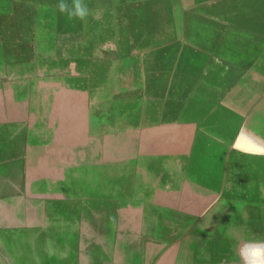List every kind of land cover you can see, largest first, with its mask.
<instances>
[{"label": "crops", "instance_id": "1", "mask_svg": "<svg viewBox=\"0 0 264 264\" xmlns=\"http://www.w3.org/2000/svg\"><path fill=\"white\" fill-rule=\"evenodd\" d=\"M59 2L0 0V264H264V0Z\"/></svg>", "mask_w": 264, "mask_h": 264}, {"label": "rangeland", "instance_id": "2", "mask_svg": "<svg viewBox=\"0 0 264 264\" xmlns=\"http://www.w3.org/2000/svg\"><path fill=\"white\" fill-rule=\"evenodd\" d=\"M89 72L91 74V80L93 83L99 84V82H101L103 79H107L108 85L111 86H114L116 83V74L118 73V71H89ZM85 75L87 74L85 73ZM82 77H83L82 71H43L42 83L44 86L46 85L51 86L52 84L56 85L57 89L59 90L58 94L61 95V98L64 97L70 98L69 97L70 92L68 88V84H70V80L79 79ZM77 98H82V97L81 96L79 97L76 94H74L71 97V99L74 100H76ZM95 98L96 97H94V99Z\"/></svg>", "mask_w": 264, "mask_h": 264}, {"label": "clouds", "instance_id": "3", "mask_svg": "<svg viewBox=\"0 0 264 264\" xmlns=\"http://www.w3.org/2000/svg\"><path fill=\"white\" fill-rule=\"evenodd\" d=\"M57 8L61 13H67L70 18L75 17L83 20L88 15V8L83 0H72L71 4L65 2V0H60L57 4ZM248 247L249 246L246 245L243 251H247ZM256 247L259 248L261 252H264V244H258Z\"/></svg>", "mask_w": 264, "mask_h": 264}, {"label": "bare ground", "instance_id": "4", "mask_svg": "<svg viewBox=\"0 0 264 264\" xmlns=\"http://www.w3.org/2000/svg\"><path fill=\"white\" fill-rule=\"evenodd\" d=\"M171 83V82H170Z\"/></svg>", "mask_w": 264, "mask_h": 264}]
</instances>
